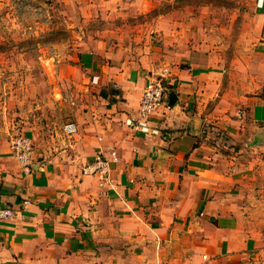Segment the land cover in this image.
Here are the masks:
<instances>
[{
  "label": "crops",
  "instance_id": "1",
  "mask_svg": "<svg viewBox=\"0 0 264 264\" xmlns=\"http://www.w3.org/2000/svg\"><path fill=\"white\" fill-rule=\"evenodd\" d=\"M64 2L102 20L81 50L98 94L65 154L33 148L22 167L0 134V207L14 213L0 220V264H264V0L247 1L239 58L224 55L209 2ZM162 67L176 99L151 115L155 132L135 130ZM97 152L103 184L82 172Z\"/></svg>",
  "mask_w": 264,
  "mask_h": 264
},
{
  "label": "rangeland",
  "instance_id": "2",
  "mask_svg": "<svg viewBox=\"0 0 264 264\" xmlns=\"http://www.w3.org/2000/svg\"><path fill=\"white\" fill-rule=\"evenodd\" d=\"M195 1L211 3V13L223 24H217L220 41L232 48L224 55L234 53L239 58L246 46L240 38V18L251 19V3ZM221 25L224 29L218 30ZM102 27L97 16L85 19L79 2L0 0V134L13 137L22 131L37 152L66 153L73 137L65 125L76 121L98 94V81L86 71L84 66L90 62L81 50L88 48L89 38L97 37ZM253 41L247 42L248 48ZM165 69L156 77L165 80Z\"/></svg>",
  "mask_w": 264,
  "mask_h": 264
},
{
  "label": "built area",
  "instance_id": "3",
  "mask_svg": "<svg viewBox=\"0 0 264 264\" xmlns=\"http://www.w3.org/2000/svg\"><path fill=\"white\" fill-rule=\"evenodd\" d=\"M164 72H167V69ZM169 92L170 87L166 79L162 80L156 77L149 82L142 90L137 109L138 114L127 120L128 125L135 130L147 133L155 132L156 130L148 125L149 119L160 105L166 104ZM64 129L67 134H72L76 130V126L73 122H70L65 125ZM10 149L22 167L31 164L34 150L31 138L28 135L22 131L18 132L11 138ZM110 154L112 159L116 158L115 151H111ZM109 162L110 160L105 154L97 152L90 162L83 165L82 172L97 175L101 184L106 183L109 181ZM13 214L11 208L0 207V220L11 217ZM203 258L206 259V255H203Z\"/></svg>",
  "mask_w": 264,
  "mask_h": 264
},
{
  "label": "water",
  "instance_id": "4",
  "mask_svg": "<svg viewBox=\"0 0 264 264\" xmlns=\"http://www.w3.org/2000/svg\"><path fill=\"white\" fill-rule=\"evenodd\" d=\"M169 93H170L168 95L169 104H172L175 101V99H176V94H175V92H171V91Z\"/></svg>",
  "mask_w": 264,
  "mask_h": 264
}]
</instances>
